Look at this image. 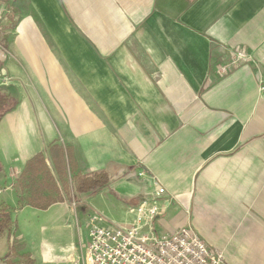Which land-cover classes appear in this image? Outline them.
I'll list each match as a JSON object with an SVG mask.
<instances>
[{
  "label": "crops",
  "instance_id": "obj_1",
  "mask_svg": "<svg viewBox=\"0 0 264 264\" xmlns=\"http://www.w3.org/2000/svg\"><path fill=\"white\" fill-rule=\"evenodd\" d=\"M0 88L18 100L1 181L39 152L50 166L53 142L109 175L46 210L3 183L0 264L83 258L93 216L128 226L144 199L155 234L190 227L223 264H264V0H0Z\"/></svg>",
  "mask_w": 264,
  "mask_h": 264
},
{
  "label": "built area",
  "instance_id": "obj_2",
  "mask_svg": "<svg viewBox=\"0 0 264 264\" xmlns=\"http://www.w3.org/2000/svg\"><path fill=\"white\" fill-rule=\"evenodd\" d=\"M248 55L234 50L229 62L217 67L224 75ZM161 186L156 195L164 194ZM135 216L128 226L108 225L101 217L93 216L89 230L87 255L72 259L68 264H223L221 252L209 248L190 227L170 234L157 235L152 222L162 210L155 200L144 199L130 210Z\"/></svg>",
  "mask_w": 264,
  "mask_h": 264
},
{
  "label": "trees",
  "instance_id": "obj_3",
  "mask_svg": "<svg viewBox=\"0 0 264 264\" xmlns=\"http://www.w3.org/2000/svg\"><path fill=\"white\" fill-rule=\"evenodd\" d=\"M17 104L18 100L14 96L0 88V120ZM46 150L51 160L50 166L46 161V153L39 152L26 162L18 177L22 205L46 210L51 205L63 201L74 200L77 203L108 185L109 175L106 171L78 173L77 163L70 148L53 142ZM9 225V216L0 210V231Z\"/></svg>",
  "mask_w": 264,
  "mask_h": 264
},
{
  "label": "rangeland",
  "instance_id": "obj_4",
  "mask_svg": "<svg viewBox=\"0 0 264 264\" xmlns=\"http://www.w3.org/2000/svg\"><path fill=\"white\" fill-rule=\"evenodd\" d=\"M8 173H9L8 174L9 176H7V178H8L7 181H1L0 180V203H1V201L3 199L6 198V195L8 194L7 191H5V190L2 189L3 186H4L3 183L4 184H7V182H9L10 184H15V183H17V180H18V177H19V173H16V171H14V172L11 171V172H8ZM0 177H1V174H0ZM5 177H6V175H5ZM9 183L7 185H9ZM0 206H2V205H0ZM108 225H112V224H108ZM4 234H8V233H4ZM10 234H12V232ZM7 249L9 251H12L13 245L12 244H8Z\"/></svg>",
  "mask_w": 264,
  "mask_h": 264
}]
</instances>
